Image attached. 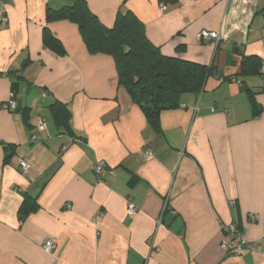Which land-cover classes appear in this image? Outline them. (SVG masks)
<instances>
[{"label": "crops", "instance_id": "1", "mask_svg": "<svg viewBox=\"0 0 264 264\" xmlns=\"http://www.w3.org/2000/svg\"><path fill=\"white\" fill-rule=\"evenodd\" d=\"M3 1L0 264H264V77L242 63L264 64V0L246 18L242 0H85L104 26L129 10L163 55L212 67L197 93L160 113L159 131L119 85L112 56L90 54L75 22L47 21L48 8L73 0ZM45 27L63 55L44 46ZM15 81L10 112L2 104ZM55 100L68 108L66 123L52 115ZM99 160L113 170L102 181ZM26 197L37 207L21 219ZM227 224L262 240V252L225 255Z\"/></svg>", "mask_w": 264, "mask_h": 264}, {"label": "trees", "instance_id": "2", "mask_svg": "<svg viewBox=\"0 0 264 264\" xmlns=\"http://www.w3.org/2000/svg\"><path fill=\"white\" fill-rule=\"evenodd\" d=\"M46 19L75 22L90 54L104 53L112 56L119 85L125 88L132 101L140 107L155 131L160 129V113L178 107L182 94L197 93L205 78L212 73V67L163 55L146 37L143 23L129 10L118 11L114 25L108 28L89 10L85 0H73L72 4L58 9L48 8ZM42 40L44 46L57 55L65 53L61 42L46 27L43 29ZM242 63H249L250 66L244 72H259L262 75L263 63L256 57H244ZM18 86V81L12 82L11 92L16 102ZM18 108L17 102L16 110ZM253 108L259 112L254 102ZM50 109L56 121L66 123L69 111L64 102L55 100ZM137 181L136 176H131L128 183L133 185ZM36 207L34 199L26 197L19 209L20 218L24 219Z\"/></svg>", "mask_w": 264, "mask_h": 264}, {"label": "built area", "instance_id": "3", "mask_svg": "<svg viewBox=\"0 0 264 264\" xmlns=\"http://www.w3.org/2000/svg\"><path fill=\"white\" fill-rule=\"evenodd\" d=\"M244 2V6L242 8L243 17H247L250 11H253L255 6L257 5L258 0H242ZM4 6V1L0 0V8ZM161 9H165L166 5L161 4ZM0 22L5 24L7 22V17L1 13ZM198 37L200 39H213L218 41L221 38V34L219 32H208L202 31ZM262 76L264 77V64L261 67ZM2 106L9 110L10 112H15L17 107V102L14 98V94L11 92L9 98L2 104ZM37 130L42 131L46 126V118L43 116H38L35 124ZM144 157L149 158L151 156L150 150H145L143 153ZM20 167L23 172H27L30 165L25 160H20ZM93 172L98 179V181H102L106 176L113 173V170L106 166L103 160H99L93 167ZM129 211L134 212L135 207L133 204H129ZM251 219H255V216H250ZM222 234L223 238L220 241V248L225 255H234L239 256L245 250H248L252 253H261L262 252V240H247L243 234L237 229L234 224H227L222 226ZM54 248V241L52 239H48L44 242L42 249L45 253L50 254Z\"/></svg>", "mask_w": 264, "mask_h": 264}]
</instances>
